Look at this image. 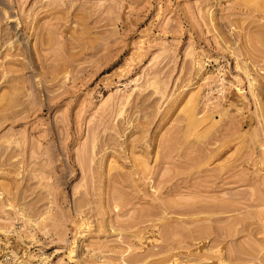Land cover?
I'll return each mask as SVG.
<instances>
[{"label":"rangeland","instance_id":"rangeland-1","mask_svg":"<svg viewBox=\"0 0 264 264\" xmlns=\"http://www.w3.org/2000/svg\"><path fill=\"white\" fill-rule=\"evenodd\" d=\"M0 264H264V0H0Z\"/></svg>","mask_w":264,"mask_h":264}]
</instances>
